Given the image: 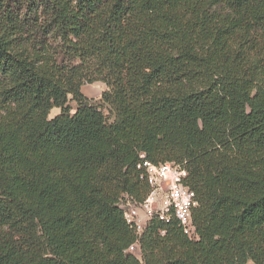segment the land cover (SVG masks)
<instances>
[{
  "label": "trees",
  "instance_id": "obj_1",
  "mask_svg": "<svg viewBox=\"0 0 264 264\" xmlns=\"http://www.w3.org/2000/svg\"><path fill=\"white\" fill-rule=\"evenodd\" d=\"M141 154L199 206L139 258ZM0 264H264V0H0Z\"/></svg>",
  "mask_w": 264,
  "mask_h": 264
},
{
  "label": "built area",
  "instance_id": "obj_2",
  "mask_svg": "<svg viewBox=\"0 0 264 264\" xmlns=\"http://www.w3.org/2000/svg\"><path fill=\"white\" fill-rule=\"evenodd\" d=\"M141 158L138 168L141 170L140 178L149 186L148 194L141 202L129 194L120 198L124 218L135 234V240L127 251L139 258L142 238L155 219L164 223L177 221L184 234L190 238L196 236L194 211L199 206L185 163H155L146 159L145 154H141Z\"/></svg>",
  "mask_w": 264,
  "mask_h": 264
},
{
  "label": "rangeland",
  "instance_id": "obj_3",
  "mask_svg": "<svg viewBox=\"0 0 264 264\" xmlns=\"http://www.w3.org/2000/svg\"><path fill=\"white\" fill-rule=\"evenodd\" d=\"M106 90V84L103 82H94V83H86L83 87H82V91L84 92V94L91 99V101L93 103H98L103 91ZM90 101V100H88ZM72 105V112L76 111L77 108V103L75 101H71L70 102ZM107 113V110H104ZM58 113H60V109H53L50 117L53 118L54 116H56Z\"/></svg>",
  "mask_w": 264,
  "mask_h": 264
}]
</instances>
